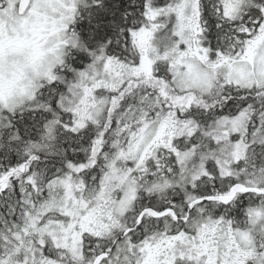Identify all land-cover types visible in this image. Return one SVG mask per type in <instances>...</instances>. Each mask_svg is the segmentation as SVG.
<instances>
[{
	"label": "snow or ice",
	"instance_id": "1",
	"mask_svg": "<svg viewBox=\"0 0 264 264\" xmlns=\"http://www.w3.org/2000/svg\"><path fill=\"white\" fill-rule=\"evenodd\" d=\"M0 264H264V0H0Z\"/></svg>",
	"mask_w": 264,
	"mask_h": 264
}]
</instances>
